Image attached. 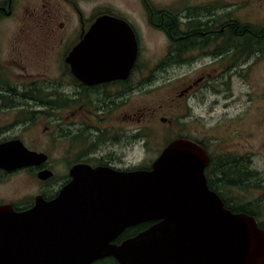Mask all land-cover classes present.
Here are the masks:
<instances>
[{
    "label": "flooded vegetation",
    "instance_id": "af4514ba",
    "mask_svg": "<svg viewBox=\"0 0 264 264\" xmlns=\"http://www.w3.org/2000/svg\"><path fill=\"white\" fill-rule=\"evenodd\" d=\"M123 1L0 0V106L24 113L0 129V146H7L4 154L23 155L20 166L0 167V186L18 176L29 182L17 186L12 196L0 197V205L24 213L38 201L54 200L78 164L126 172L152 168L166 145L141 167L126 160L120 126L126 100L149 80L142 79V57L161 60L157 68L162 70L177 67L200 73L186 81L175 98L191 110L198 104V93L212 84L213 73L235 71L252 56L253 44L264 42V17L261 25H253L238 15L264 8V0ZM102 15L123 19L130 30L93 29ZM103 32L134 38L136 57L128 73L125 52H94L100 45L92 39L82 46L87 35L99 37ZM115 71L122 76L110 75ZM130 103L132 110L137 108L134 100ZM185 116L191 118L190 111ZM128 136L139 142L141 127ZM184 137L208 153V185L221 183L216 156L204 141ZM251 174L247 169L245 179ZM240 177L229 183L239 185ZM147 223L149 227L154 222Z\"/></svg>",
    "mask_w": 264,
    "mask_h": 264
},
{
    "label": "water",
    "instance_id": "95a60500",
    "mask_svg": "<svg viewBox=\"0 0 264 264\" xmlns=\"http://www.w3.org/2000/svg\"><path fill=\"white\" fill-rule=\"evenodd\" d=\"M96 22L93 29L130 30L111 15ZM100 35H87L82 46L92 39L100 45L94 52H125L128 73L134 38ZM6 147L0 146V167L23 164V155H6ZM209 159L202 146L177 137L148 170L74 166L72 180L54 200L38 201L24 213L0 205V264H93L107 257L118 264H264V229L254 215L233 212L210 189ZM147 222L154 223L116 242L128 228Z\"/></svg>",
    "mask_w": 264,
    "mask_h": 264
},
{
    "label": "rangeland",
    "instance_id": "374dc122",
    "mask_svg": "<svg viewBox=\"0 0 264 264\" xmlns=\"http://www.w3.org/2000/svg\"><path fill=\"white\" fill-rule=\"evenodd\" d=\"M238 15L247 18L253 25H261L264 8L238 11ZM15 20L14 17V23ZM160 62L159 59L142 57V79L149 80L143 81L141 89L125 102L124 119L120 126L124 131L123 148L128 152L126 160L140 162L141 167H145L177 135H190L203 140L219 165L220 171L216 173L221 175L222 180L215 187L235 205H245L257 212L259 220L264 222V215L260 213L264 211V202L261 204L264 199V42L253 44L252 56L243 64H238L235 71L230 74L213 73L210 77L212 84L198 93V104L192 105L191 110L182 106L180 98L178 101L175 98L185 82L200 73L177 67L162 70L157 68ZM170 98H173L172 103ZM131 100L137 103L134 110ZM189 111L191 118L185 116ZM134 112L136 115H133ZM23 115L21 108L1 105L0 129L8 127L14 118ZM138 126L141 127L139 142L137 138L128 136ZM232 159L237 162L236 166L231 165ZM247 169L255 171L250 179L244 177ZM241 175L243 179L239 186L227 183L236 177L239 179ZM28 183L25 177H14L0 186V197H10L17 186ZM95 263L115 264L111 259Z\"/></svg>",
    "mask_w": 264,
    "mask_h": 264
},
{
    "label": "trees",
    "instance_id": "16d2710c",
    "mask_svg": "<svg viewBox=\"0 0 264 264\" xmlns=\"http://www.w3.org/2000/svg\"><path fill=\"white\" fill-rule=\"evenodd\" d=\"M177 137H184L182 135H177L173 138H171L170 140L174 139V138H177ZM231 165H235L236 166V163H235V160L232 159L231 161ZM228 163V162H227ZM222 166V164H221ZM149 167H147L146 169H148ZM151 169V168H150ZM237 169V168H236ZM239 170V169H238ZM254 173L255 171H251V173ZM230 180V178H229ZM229 183V182H227ZM231 185H234V186H239L238 184L236 183H229ZM210 188L214 189L215 191L218 192V194L222 197L224 203H225V206L227 208H230L233 212H245V213H248V214H252L254 215L255 217H257L258 219V215L257 213H255L254 211H251L249 208L245 207V205H235L234 203L231 202L230 199H228L227 197H225L224 195H222V193L214 186H211L209 185ZM234 204V205H233ZM259 225L260 227H262L264 229V222H262L261 220H259ZM149 225V223H142V224H139L133 228H129L127 229L117 240L116 242H121L123 241L124 239L128 238V237H132L133 235H136L138 234L139 232H141L142 230H144V228L146 229V227ZM108 259H111L115 262V264H118V262L113 258V257H108V258H104V259H101V260H98V262H103V261H106ZM94 264V263H93ZM96 264V263H95Z\"/></svg>",
    "mask_w": 264,
    "mask_h": 264
}]
</instances>
